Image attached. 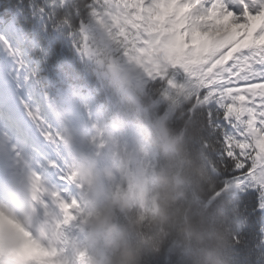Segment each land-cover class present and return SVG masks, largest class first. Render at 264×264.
I'll use <instances>...</instances> for the list:
<instances>
[{
    "label": "snow or ice",
    "instance_id": "obj_1",
    "mask_svg": "<svg viewBox=\"0 0 264 264\" xmlns=\"http://www.w3.org/2000/svg\"><path fill=\"white\" fill-rule=\"evenodd\" d=\"M160 127L203 172V242L144 264H264V0H0V215L53 264H74L85 146L128 151ZM23 203L63 239L25 226Z\"/></svg>",
    "mask_w": 264,
    "mask_h": 264
},
{
    "label": "trees",
    "instance_id": "obj_2",
    "mask_svg": "<svg viewBox=\"0 0 264 264\" xmlns=\"http://www.w3.org/2000/svg\"><path fill=\"white\" fill-rule=\"evenodd\" d=\"M166 131L165 137L157 139L158 182H151L144 191L137 188L143 183L141 179L130 185L127 178L123 188L115 190L112 213L102 229L94 233L97 244L85 256L86 264H144L149 250L159 251L168 245L188 249L203 242L188 200L190 186L197 177H203V172L187 156L180 141ZM145 168L150 172L148 161ZM155 196L158 213H154ZM79 228L94 231L90 227Z\"/></svg>",
    "mask_w": 264,
    "mask_h": 264
},
{
    "label": "rangeland",
    "instance_id": "obj_3",
    "mask_svg": "<svg viewBox=\"0 0 264 264\" xmlns=\"http://www.w3.org/2000/svg\"><path fill=\"white\" fill-rule=\"evenodd\" d=\"M91 146L92 145H86L84 148L82 156L86 160H84L82 163V177L84 181L91 182L90 185L93 189V199L91 200L90 197H86L84 208H81L79 205H75V203L74 205L77 207L78 212H80L83 217H86L84 220L87 223L91 222L92 225L95 226V228H100V224L107 219L108 213L110 211L108 195H110L111 193V183L107 178L104 179L103 177L104 169L101 166L102 163L100 162V159L90 155V151L92 149ZM105 146H107L110 151L112 149L113 144L111 142H108L105 144ZM146 149V153L147 155H149V159L153 163V152L151 149H149V147H146ZM100 150L101 149H99V151ZM111 169L112 172L115 173L114 167H112ZM122 181L123 176L121 174L119 176V181L116 186H120ZM14 211L25 226L35 227L44 239L51 242H59L63 239V232L59 230V225L54 220L51 222H42L39 219L35 208L32 209L33 214H30L32 216L31 220H27L28 213L24 203L15 206ZM65 211L67 213V209H65ZM69 219H71L70 215H66L65 221L67 222V220ZM0 227L5 231L14 234L15 237L14 239L9 240L8 238L0 236V251L5 252V254H16L17 256H20L22 258H40V264H53V260L47 261V259H49L48 257L54 255L55 250L53 249L52 252H48L40 248L38 242L33 241L30 237V234L25 232L24 228L21 227L19 224H15L3 215H0ZM56 234L59 235V238H55ZM93 244L94 239L91 235L87 233L81 234V238L75 247L72 257L74 264H83L79 261V254H83L84 251L87 248L91 247ZM37 255H39V257H36Z\"/></svg>",
    "mask_w": 264,
    "mask_h": 264
},
{
    "label": "bare ground",
    "instance_id": "obj_4",
    "mask_svg": "<svg viewBox=\"0 0 264 264\" xmlns=\"http://www.w3.org/2000/svg\"><path fill=\"white\" fill-rule=\"evenodd\" d=\"M3 232H5V233H8L7 231H5V230H2Z\"/></svg>",
    "mask_w": 264,
    "mask_h": 264
}]
</instances>
